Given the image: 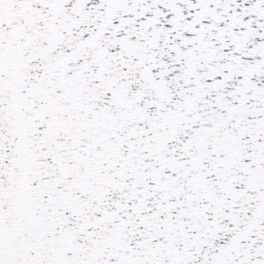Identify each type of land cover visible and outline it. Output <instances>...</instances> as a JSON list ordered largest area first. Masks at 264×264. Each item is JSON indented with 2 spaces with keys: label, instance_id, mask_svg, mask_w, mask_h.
I'll return each instance as SVG.
<instances>
[{
  "label": "snow or ice",
  "instance_id": "6c2138e0",
  "mask_svg": "<svg viewBox=\"0 0 264 264\" xmlns=\"http://www.w3.org/2000/svg\"><path fill=\"white\" fill-rule=\"evenodd\" d=\"M0 264H264V0H0Z\"/></svg>",
  "mask_w": 264,
  "mask_h": 264
}]
</instances>
